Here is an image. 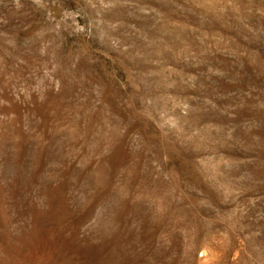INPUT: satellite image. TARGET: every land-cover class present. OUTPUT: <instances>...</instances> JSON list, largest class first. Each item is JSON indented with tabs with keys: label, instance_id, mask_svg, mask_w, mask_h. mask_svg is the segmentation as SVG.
I'll use <instances>...</instances> for the list:
<instances>
[{
	"label": "rangeland",
	"instance_id": "rangeland-1",
	"mask_svg": "<svg viewBox=\"0 0 264 264\" xmlns=\"http://www.w3.org/2000/svg\"><path fill=\"white\" fill-rule=\"evenodd\" d=\"M0 264H264V0H0Z\"/></svg>",
	"mask_w": 264,
	"mask_h": 264
}]
</instances>
